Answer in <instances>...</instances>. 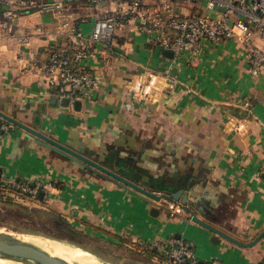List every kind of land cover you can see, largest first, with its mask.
<instances>
[{"label": "crops", "instance_id": "0c3cea01", "mask_svg": "<svg viewBox=\"0 0 264 264\" xmlns=\"http://www.w3.org/2000/svg\"><path fill=\"white\" fill-rule=\"evenodd\" d=\"M175 10L222 13L186 1ZM71 11L72 18L90 14L80 24L89 32L96 10L77 5ZM48 12L32 8L12 30L0 25V110L148 191H182L173 203L183 204L187 195L186 205L199 219L239 241H254L264 231V66L252 75L245 46L235 39L203 40L199 55L170 58L126 25L107 46L93 44L84 67L98 86L78 100V110L50 93L34 65L44 64L53 46H73L57 35L59 22L51 13L42 16ZM22 33L32 35L27 44L18 41ZM255 42L264 50L260 34ZM150 69L158 74L144 98L133 86L148 83ZM10 124L0 135V173L50 186L38 200L0 189V201L48 203L72 229L68 220H84L81 234L102 247L127 239H175L189 244L201 263L264 264V237L241 247ZM145 256L143 264H170L156 250Z\"/></svg>", "mask_w": 264, "mask_h": 264}, {"label": "built area", "instance_id": "2783aa9c", "mask_svg": "<svg viewBox=\"0 0 264 264\" xmlns=\"http://www.w3.org/2000/svg\"><path fill=\"white\" fill-rule=\"evenodd\" d=\"M0 0V25L3 29L12 30L14 21L22 14L30 13L32 8L50 11L59 22L57 35L70 39L72 48L67 50L53 46L47 61L34 65L46 79L50 93L59 102L67 100L75 106L76 101L87 95L98 86V78L84 67V61L92 54L94 43L107 46L115 34L126 25H133L135 30L146 36L151 43L160 45L164 50L175 54L186 53L197 56L201 50V42L235 39L244 44L252 75L260 74L264 66V50L255 42L260 34L264 40V0ZM186 1L191 4L205 1L206 9L215 11L222 9L219 17L207 14H181L175 10V4ZM87 5L96 10L93 26L89 32L81 29L80 24L90 18L85 14L72 18L75 6ZM22 12V13H21ZM32 35L22 33L19 42L27 44ZM150 81L146 84L136 82L133 92L144 98L151 96V85L157 71L150 69ZM169 68L164 74L169 76ZM85 89L82 94L81 90ZM11 124L0 121V135L11 130ZM50 184L36 182L27 184L10 180L0 173V189L9 190L18 198L38 200L39 194L48 191ZM169 210L179 213L183 204L171 202ZM152 242V241H150ZM155 242V240H154ZM167 257L170 264H205L196 257L192 247L182 240L171 239L163 244L151 243Z\"/></svg>", "mask_w": 264, "mask_h": 264}, {"label": "rangeland", "instance_id": "374dc122", "mask_svg": "<svg viewBox=\"0 0 264 264\" xmlns=\"http://www.w3.org/2000/svg\"><path fill=\"white\" fill-rule=\"evenodd\" d=\"M201 3L205 4V1H200L199 4ZM42 16L50 18V11ZM140 96L142 97V95ZM38 205L17 204V202L2 199L0 201V231L18 236L25 235L33 239L38 238L34 239L35 242L61 241L67 243L71 248L88 251L99 259L114 264H143L146 253L156 250L149 247L151 243L163 244L166 242L162 240L154 242V240L139 238L137 240L127 239L123 240L122 244L113 243L108 247H102L97 242H90L87 237L81 234L79 227L84 224V220L74 221L70 218L72 222L68 220L69 223L74 225L72 229L64 222L66 218L62 216L63 212L51 208L45 202H39ZM65 215L70 217L68 213Z\"/></svg>", "mask_w": 264, "mask_h": 264}, {"label": "water", "instance_id": "95a60500", "mask_svg": "<svg viewBox=\"0 0 264 264\" xmlns=\"http://www.w3.org/2000/svg\"><path fill=\"white\" fill-rule=\"evenodd\" d=\"M164 54L170 58L174 57L175 55L174 52L168 51V50H165ZM81 93L84 94L85 89H82ZM63 104L65 106L69 105L67 100H64ZM80 106H81V102L76 101L75 108L79 110ZM0 117L26 130L30 134L31 137H34V138L36 137L39 143L44 144L47 147H50L53 150L57 151L58 153L64 156H67L75 161H78V162H81V163H84L86 165L93 167L94 169L99 171L104 177L113 179L118 184L124 187H127L128 189L135 191L144 197H148L150 199H153L156 202H159L164 207L170 208L172 207L171 202H173L174 200L180 199V195L182 194V191L172 193V196L156 194L151 191H148L138 186L133 181L110 170L109 168L103 166L102 164L82 155L81 153H78L77 151H74L73 149L55 141L54 139L48 137L44 133L24 124L20 120L8 115L7 113L2 112L1 110H0ZM43 197H44V192H41L39 194V198L42 199ZM186 202H187V195H185V197L183 198V209H178L177 211L179 213L176 214V216L182 215L184 217H187L188 219H191L192 221L209 229L216 235L224 237L241 247H251L264 237V231H263L254 241L250 243L239 241L235 239L234 237L223 233L222 231L210 225L209 223L199 219L193 213V211L186 205ZM153 210L158 211L156 208H154ZM216 240L217 242L220 241L218 238H216ZM0 256L20 259V260H24L26 262L33 263V264H82L79 262H70L62 257L53 255L47 250L40 247L39 245L35 244L34 242L27 241V240L20 238L17 234L2 232V231H0ZM100 261L103 264H114L108 261H104L102 259H100Z\"/></svg>", "mask_w": 264, "mask_h": 264}, {"label": "bare ground", "instance_id": "6f19581e", "mask_svg": "<svg viewBox=\"0 0 264 264\" xmlns=\"http://www.w3.org/2000/svg\"><path fill=\"white\" fill-rule=\"evenodd\" d=\"M19 237L24 240L34 242L35 244L47 250L51 254L62 257L70 262H79L82 264H103L96 255H93L88 251L80 250L78 248H71L67 245V243L61 241L46 240V241L35 242L34 239H38V238H34V239L28 238L25 235ZM0 264H33V263H29L20 259L0 256Z\"/></svg>", "mask_w": 264, "mask_h": 264}, {"label": "trees", "instance_id": "16d2710c", "mask_svg": "<svg viewBox=\"0 0 264 264\" xmlns=\"http://www.w3.org/2000/svg\"><path fill=\"white\" fill-rule=\"evenodd\" d=\"M32 10V9H31ZM63 48V47H62ZM65 48V47H64ZM72 48V45H70L69 47H67V48H65V49H67V50H69V49H71ZM48 56H49V52H48ZM48 58V57H47ZM0 121H2V119H0ZM56 186H58V185H56ZM64 222H66V224H67V221H64Z\"/></svg>", "mask_w": 264, "mask_h": 264}]
</instances>
